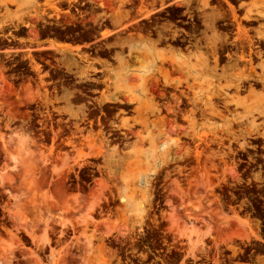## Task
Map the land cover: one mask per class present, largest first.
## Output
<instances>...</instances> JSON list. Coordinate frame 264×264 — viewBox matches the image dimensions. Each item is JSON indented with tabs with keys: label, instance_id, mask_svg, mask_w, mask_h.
<instances>
[{
	"label": "rangeland",
	"instance_id": "1",
	"mask_svg": "<svg viewBox=\"0 0 264 264\" xmlns=\"http://www.w3.org/2000/svg\"><path fill=\"white\" fill-rule=\"evenodd\" d=\"M151 50L132 60L138 76L161 58ZM8 54H0V264H146L143 246L158 230L185 249L178 264L195 256L264 264V175L242 171L249 139L232 131L247 127L243 113L218 119L202 104L185 128L137 119L138 130L111 140L82 129L65 95L48 104L42 88L9 78ZM48 116L59 120L49 125Z\"/></svg>",
	"mask_w": 264,
	"mask_h": 264
},
{
	"label": "flooded vegetation",
	"instance_id": "2",
	"mask_svg": "<svg viewBox=\"0 0 264 264\" xmlns=\"http://www.w3.org/2000/svg\"><path fill=\"white\" fill-rule=\"evenodd\" d=\"M0 22L6 26L0 54L13 53L3 56L6 75L42 88L48 104L68 97L85 131L120 140L138 130L133 121L161 117L177 130L187 118H201L202 104L218 119L243 113L247 127L232 129L249 139L242 171L264 175V0H0ZM153 46L161 61L138 76L131 62L153 56ZM48 119L49 125L59 120ZM166 233L158 230L150 247L143 246L151 256L146 264H178L184 257V248L168 246ZM197 260L188 264H203Z\"/></svg>",
	"mask_w": 264,
	"mask_h": 264
},
{
	"label": "bare ground",
	"instance_id": "3",
	"mask_svg": "<svg viewBox=\"0 0 264 264\" xmlns=\"http://www.w3.org/2000/svg\"><path fill=\"white\" fill-rule=\"evenodd\" d=\"M14 26H15V25H14ZM102 32H103V31H102ZM103 33H104V32H103ZM68 46H69V45H65V44L58 45V47L63 48V49H64V48H67ZM137 54H138V53H137ZM139 59H140V58H139ZM139 59H138V60H139ZM124 60H125V59H124ZM124 60H123V61H124ZM160 60H161V58H160ZM125 62H126V61H125ZM139 62H140V60H139ZM167 62H168V61H167ZM155 63H156V62H155ZM131 64H132V63H131ZM171 65H172V64H171ZM161 67H162V66H161ZM164 70H166V69H164ZM138 71H139V70H138ZM208 72H209V71H208ZM160 73H161V72H160ZM160 73H159V74H160ZM162 73H163V72H162ZM162 73H161V74H162ZM209 73H210V72H209ZM209 73H208V74H209ZM208 74H207V75H208ZM210 74H211V73H210ZM163 75H164V73H163ZM187 75H188V74H187ZM127 76H128V75H127ZM199 76H200V75H199ZM208 76H210V75H208ZM211 76H212V75H211ZM128 77H129V76H128ZM153 77H154V75H153ZM212 77H213V76H212ZM130 78H131V77H130ZM130 78H129V79H130ZM189 78H190V77H189ZM199 78H201V77H199ZM202 78H203V77H202ZM165 80H166V79H165ZM204 81H206L205 78H204ZM208 82H210V81H208ZM211 82H212V81H211ZM149 83H150V82H149ZM209 85H210V84H209ZM113 87L116 88L115 86H113ZM175 87H176V86H175ZM207 88H208V87H207ZM112 89H113V88H112ZM212 89H213V88H212ZM212 89H211V90H212ZM211 90H210V91H211ZM121 91H122V90H121ZM146 91H147V90H146ZM159 91H160V90H159ZM107 92H108V91H107ZM161 92H162V91H161ZM178 92H179V91H178ZM111 93H112V92H111ZM113 93H114V92H113ZM116 93H117V92H116ZM166 93H167V92H166ZM175 93H176V92H175ZM195 93H196V92H195ZM206 93H207V91H206ZM210 93H211V92H210ZM117 94H118V93H117ZM119 94H120V93H119ZM121 94H124V93H121ZM185 94H187V93H185ZM198 94H199V93H198ZM213 94H214V93H213ZM104 95H105V94H104ZM111 95H115V94H111ZM124 95H125V94H124ZM126 95H127V94H126ZM126 95H125V96L122 95V97H126ZM175 95H176V94H175ZM116 96H117V95H116ZM133 96H134V95H133ZM119 97H120V96H119ZM119 97H117V98H119ZM122 97H121V98H122ZM127 97H128V96H127ZM129 97H130V95H129ZM129 97H128V98H129ZM207 97L209 98L210 95H207ZM105 98H106V97H105ZM114 98H115V97H114ZM128 98H127V99H128ZM134 98H135V97H133V98H131V99H134ZM195 98H196V96H195ZM208 98H207V100H209ZM106 99L109 100L108 97H107ZM111 99H112V98H111ZM117 101H119V100H117ZM107 102H108V101H107ZM122 102H123V101H122ZM195 102H196V101H195ZM195 102H194V103H195ZM197 102H198V100H197ZM120 103H121V102H120ZM198 103H199V102H198ZM207 103H208V102H207ZM195 104H196V103H195ZM201 104H202V103H201ZM196 105H197V104H196ZM208 105H209V104H208ZM200 106H201V105H200ZM209 106H210V105H209ZM211 107H213L212 104H211ZM132 108H133V107H132ZM140 108H141V107H140ZM208 109H209V108H208ZM122 110H123V109H122ZM211 110H213V109H211ZM211 110H210V111H211ZM136 111H137V110H136ZM139 111H140V109H139ZM211 112H212V111H211ZM191 118H192V117H191ZM119 134H120V133H119ZM115 137H116V136H115ZM23 142H24V141H23ZM15 143H16V142H15ZM20 144H25V143H20ZM14 145H15V144H14ZM25 145H26V144H25ZM16 146H17V143H16ZM18 146H19V145H18ZM22 146H23V145H22ZM15 148H16V147H15ZM24 148H25V146H23V149H24ZM23 149H22V147L20 148V154H19V155H21V151H23ZM24 150H25V149H24ZM26 151H27V150H26ZM23 152H24V151H23ZM13 153H14V152H13ZM12 155H13V154H12ZM23 155H24V154H23ZM22 157H23V156H22ZM14 158H15V157H14ZM25 158H26V157H24V159H25ZM21 159H23V158H21ZM14 160H15V159H14ZM15 162H16V161H15ZM15 162H13V163H15ZM17 163H18V162H17ZM22 163H23V162H22Z\"/></svg>",
	"mask_w": 264,
	"mask_h": 264
}]
</instances>
